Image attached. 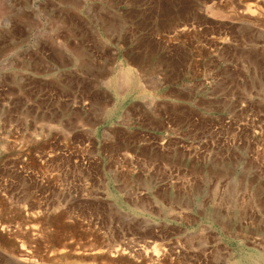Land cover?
I'll list each match as a JSON object with an SVG mask.
<instances>
[{"label": "rangeland", "instance_id": "374dc122", "mask_svg": "<svg viewBox=\"0 0 264 264\" xmlns=\"http://www.w3.org/2000/svg\"><path fill=\"white\" fill-rule=\"evenodd\" d=\"M0 264H264V0H0Z\"/></svg>", "mask_w": 264, "mask_h": 264}, {"label": "crops", "instance_id": "0c3cea01", "mask_svg": "<svg viewBox=\"0 0 264 264\" xmlns=\"http://www.w3.org/2000/svg\"><path fill=\"white\" fill-rule=\"evenodd\" d=\"M160 89H157V91H159ZM141 94H143V92H141ZM122 94H120L121 96ZM167 110H165V112L163 111L162 114H161V122H164L163 125L164 128H166V133L165 135H167V131H168V127L170 126V120H171V115L167 114L166 112ZM153 123V121H150ZM168 122V124H166ZM150 127H154L153 125H151ZM141 131L143 132H151V133H154V128L152 130H147V129H144V128H140ZM143 136H145V134H143ZM145 139V138H144ZM163 141V140H162ZM159 143V141H155V140H149V141H144V142H138L137 143V146H144V145H150V146H157V144ZM162 144H164V142H161ZM180 147H183V148H187V145L186 144H181Z\"/></svg>", "mask_w": 264, "mask_h": 264}]
</instances>
